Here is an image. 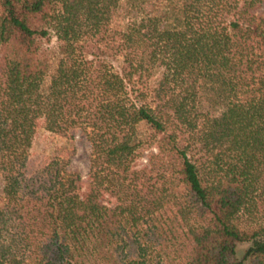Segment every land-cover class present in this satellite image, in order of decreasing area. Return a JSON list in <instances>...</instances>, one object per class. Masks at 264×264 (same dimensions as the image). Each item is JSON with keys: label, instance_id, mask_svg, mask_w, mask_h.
I'll return each instance as SVG.
<instances>
[{"label": "trees", "instance_id": "obj_1", "mask_svg": "<svg viewBox=\"0 0 264 264\" xmlns=\"http://www.w3.org/2000/svg\"><path fill=\"white\" fill-rule=\"evenodd\" d=\"M0 264H264V0H0Z\"/></svg>", "mask_w": 264, "mask_h": 264}, {"label": "rangeland", "instance_id": "obj_2", "mask_svg": "<svg viewBox=\"0 0 264 264\" xmlns=\"http://www.w3.org/2000/svg\"><path fill=\"white\" fill-rule=\"evenodd\" d=\"M158 75L154 73L151 76V84L155 82ZM28 152L26 166L28 172L35 170L50 157H57L67 161L70 170L78 171L82 177L86 176L90 147L78 130L73 133L53 132L45 128L42 119H37ZM141 161L143 162L142 158L137 160V163ZM245 248V243L237 246L238 257H241Z\"/></svg>", "mask_w": 264, "mask_h": 264}]
</instances>
